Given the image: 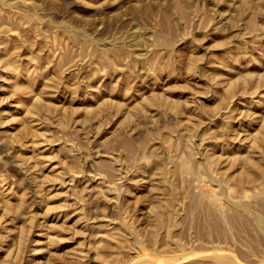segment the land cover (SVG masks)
Masks as SVG:
<instances>
[{
    "label": "rangeland",
    "instance_id": "rangeland-1",
    "mask_svg": "<svg viewBox=\"0 0 264 264\" xmlns=\"http://www.w3.org/2000/svg\"><path fill=\"white\" fill-rule=\"evenodd\" d=\"M0 264H264V0H0Z\"/></svg>",
    "mask_w": 264,
    "mask_h": 264
},
{
    "label": "bare ground",
    "instance_id": "bare-ground-1",
    "mask_svg": "<svg viewBox=\"0 0 264 264\" xmlns=\"http://www.w3.org/2000/svg\"><path fill=\"white\" fill-rule=\"evenodd\" d=\"M219 260H220V261H223V260H225V262H226V259H225V257H223V258H222V257H219Z\"/></svg>",
    "mask_w": 264,
    "mask_h": 264
}]
</instances>
